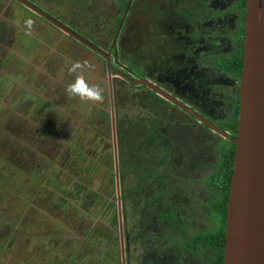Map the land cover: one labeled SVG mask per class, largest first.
Instances as JSON below:
<instances>
[{
	"label": "flooded vegetation",
	"instance_id": "af4514ba",
	"mask_svg": "<svg viewBox=\"0 0 264 264\" xmlns=\"http://www.w3.org/2000/svg\"><path fill=\"white\" fill-rule=\"evenodd\" d=\"M11 1L19 3L25 11L31 13V16L34 14L40 17L19 1ZM26 1L46 12L43 9L45 7L38 0ZM110 1H112L111 13L107 14L105 18L98 17V39L96 38L98 40V47L104 51L109 60L105 56L94 52L104 59L108 88L106 93H103V99L109 98L110 117L105 108L92 103L94 106L93 112L85 118L89 120L88 126H96L95 129L98 128L99 143L104 144L102 146L104 150L103 155L109 151L112 153L114 185L116 182L114 148L117 154L119 191L120 185L124 183L125 178L127 183L128 180L130 182V177L132 179V184L129 186L127 194L132 198H134L132 195H135L137 198L130 199V204L133 207H137L134 216L137 222L132 227L133 230L136 229L139 232L133 238L132 228L124 230V215H122L123 246L125 254L129 252L128 248L131 242L133 243L135 240H140L144 247L145 245L146 247L139 262L136 259V262L131 260L130 255H128V260L126 261L125 258L124 264H205L196 253L183 257L180 232L176 229L170 233L165 227H160L161 225L156 220H151L153 214L150 215L149 211L146 213L140 203L141 198L145 195H151V197H154V201L160 197H169L170 204H174L181 209L179 204H182V202L180 199L184 194L183 192L188 189L186 184L182 186V180L188 178L184 176L192 175L194 178L191 179L195 184H198L201 180L203 185V180L213 171V164L218 160L215 143L221 140L232 142L231 140L234 139L231 130L227 128V122L231 121L234 117L239 92L246 0H123L126 2L124 7L120 5L121 0ZM67 11L65 10L63 14ZM6 14L13 21V29L4 27L5 23L0 22V39L9 38L7 48L4 51L0 48V52L3 51L2 54H4L0 57V70L6 69L5 63L9 68L17 64L16 62L5 60L7 49L12 46V42L16 40V37H18L21 43V38L24 36L25 43H29L34 38V34L39 33L43 35V31L37 28L34 21L31 28V32L34 34L30 33L26 27L24 29L20 27L16 28L18 24L24 23V20L27 18L26 16L19 15L16 12ZM50 16L71 28L69 22H62L60 17V19L57 18V15ZM67 16L70 18L68 12ZM42 19L45 20L44 18ZM136 22L137 28L135 26ZM79 26L85 27L84 24H80ZM76 29L72 30L83 36L81 32L83 33L84 31L79 27ZM101 35L103 37H100ZM67 37L70 36L67 35ZM34 41H36L35 38ZM34 41L32 42L34 43ZM39 43L43 42L40 41ZM139 51L142 54V64L138 61V58L137 63L133 61V57L130 58V56H134ZM122 57L128 62L130 59L129 66L124 65L120 61ZM44 66L38 67V74L42 72V67ZM24 73L25 69H23L21 75ZM1 76L0 89H2V97H10L8 93L14 88L15 84H17L15 89V92L16 90L17 92L12 93L11 95L13 96L18 95L24 88V81H26L22 80L24 77H21L19 80L7 78L6 71H2ZM112 76L118 77L122 83H127L132 88L141 89V94L137 93L136 95V98L140 99V103L137 106L140 108L137 113V117H140V119L135 120L142 121L141 118L143 119L142 128H140L143 131L144 146L134 147L133 145L137 143V139H132L133 144L129 146L127 153V163L125 166L127 168L123 171L119 169L118 156L117 126L120 120L116 119L114 111V109H117V104L115 103L117 98L115 97L114 99L115 90L117 94L119 90L117 89V81ZM124 76L138 80L143 79L146 81V84H134ZM26 90L27 87H25ZM163 94L168 95L189 110L208 120L227 137L225 138L213 128L201 122L197 117L167 99ZM131 100H134L133 97ZM156 124H158V127H156ZM128 126L134 131V125ZM224 126L227 130L223 129ZM109 128L111 136L109 135ZM113 131L115 137L114 143ZM158 131L165 133V136L169 139V141L163 142H170L172 145L170 156L167 159L168 165H166L167 162L165 161L160 162L165 151L152 148V134L157 135ZM201 132H204L206 137H200L199 133ZM107 138L111 140L109 141ZM183 139H185V143H181ZM84 142L82 145L67 146L65 153L63 152L60 158H66L68 166L72 163L78 164L82 158L78 154L86 155L82 150L85 151L88 148V141ZM194 147H196V154L193 156L192 162H190V164L194 165L191 167V170L199 166L196 173L197 175L198 173H203L204 177L201 178L194 176V174L188 173L183 175L181 173L185 170L183 165L187 163L185 160L184 162L182 160V148L187 153L194 149ZM139 154H141L142 159L144 158L143 161L140 160ZM84 160L85 156L82 162ZM134 164L138 165V168H135ZM200 165L202 166L201 169ZM74 176H72V179ZM139 178L143 179L142 183H138ZM46 179L48 177L41 178V182H44ZM185 181L187 180L185 179ZM70 185L71 181L69 182V187ZM70 188L72 189V187ZM190 189L193 193L198 189V185ZM44 190L48 191L47 186H44ZM55 194L57 195L58 193ZM203 194L205 195V192ZM45 196L46 194H44ZM115 197L117 214L116 192ZM39 198H41V203L38 202L39 206L49 207L47 203L49 200L42 199V195ZM67 203H69L68 200ZM71 206L75 208L74 205ZM72 207L69 204H65L66 210L63 209L57 212L65 214V220H67L70 216L69 213H74ZM141 208L142 212H140ZM21 212V218L27 215V211ZM49 212L54 213L56 210L52 206ZM79 212L86 215L82 209H79ZM179 212L181 214V211ZM141 214H146V220H142ZM147 216L150 217L147 219ZM109 224L108 221L98 223V233L101 234L98 238L102 239L103 233H106L105 228L112 229ZM152 226L156 227L153 234L147 231ZM203 226L201 225L199 228ZM117 228L118 233L115 232V234L116 236L118 234L119 242L117 240L116 245L119 247L118 250L121 254L118 214ZM60 229L65 230L64 225H61ZM93 231V236H95L97 232ZM174 234L177 235L178 240L172 239ZM86 244L89 243L86 242ZM107 244L109 246L115 245L113 241H109ZM84 250L86 251V249ZM114 261L118 264L117 260Z\"/></svg>",
	"mask_w": 264,
	"mask_h": 264
},
{
	"label": "rangeland",
	"instance_id": "374dc122",
	"mask_svg": "<svg viewBox=\"0 0 264 264\" xmlns=\"http://www.w3.org/2000/svg\"><path fill=\"white\" fill-rule=\"evenodd\" d=\"M38 1L46 8L43 9L47 13L57 15L69 22L67 12L66 15L59 16L62 11H58L55 4L47 0ZM90 2L94 10L88 15L86 21L90 20L92 14L105 18L111 13L112 1L98 0V6L95 4L96 0ZM15 12L33 19L37 28L43 31V35L30 31L34 34L36 41L33 38L29 43H25L24 36L21 38V43L16 37L12 46L7 49L5 60L17 64L9 68L5 63L6 69L0 70V77H2V71H6L7 78L19 80L24 77L22 80H26L24 88L18 95H11L17 92V90L15 92L17 84L8 93L10 97H2V89H0V264H69L71 262L73 264H113L105 261L99 254L98 257L96 254L93 256V253L90 254L91 251L84 250L86 249L84 244L91 242L93 230L97 232L95 236L98 239V223L107 221L98 216V207H93L86 215L81 214L78 205L80 201L76 203L74 201L76 197H74L72 201L75 202L73 203L75 208L68 203L74 209V213H69L70 216L65 220V214L57 211L66 210L67 201L60 200L55 194H63L68 198L70 194L72 196L75 193V190L69 187V182L72 181V176L76 172L73 171L72 164L68 166L66 158H60L67 146L82 145L84 141H88L87 150L82 152L93 159H98V163L101 161L104 144L99 143L98 128L88 126L89 120L85 117L93 112L92 103L105 108L110 117L109 98L103 99V93H106L108 88L104 59L75 39L67 37L42 18L34 14L31 16V13L25 11L16 1L0 0V22L5 23L4 27L13 29V21L6 13ZM135 26L137 28V22ZM17 27L24 29L25 25L21 23ZM77 27L86 34L88 32L96 36L95 39L98 38V32L94 34L89 32L88 27ZM95 28L98 30V24H95ZM40 41L43 43H39ZM8 43L9 38H1L0 48L4 51ZM2 52L0 57L4 55ZM141 56L139 51L130 58L133 57L136 63L138 58L142 64ZM77 61L84 63L87 67L82 73H70L68 69L71 63ZM120 61L129 66L130 59L128 62L122 57ZM43 65L45 66L42 67V72L38 74V67ZM23 69L25 73L21 75ZM131 73L134 74L132 71ZM77 75H83L90 86L99 90L101 97L99 101L81 100L66 93V86ZM112 78L117 81L119 90L118 94L115 90L114 95V99L117 98L115 101L117 109H114L116 119L128 124L129 119H138L137 113L140 108L137 106L140 99L138 100L136 95L141 94V89L122 83L118 77L112 76ZM25 87H27L26 91ZM132 97L134 100H131ZM109 135L111 136V130ZM199 136L206 137L204 132L199 133ZM107 140L111 139L107 138ZM182 153L187 163L183 165L185 170L181 173L204 177L203 173L198 175L196 173L199 166L191 170L194 165L190 162L196 154V147L187 153L185 150ZM201 167L200 165V169ZM44 177L48 179L42 183L41 178ZM184 177L188 178L182 180V186L186 184L188 189L184 188L185 192L180 201L184 206L187 220L184 222L183 230L186 236H190L206 222L205 216L201 213V200L205 196L203 194L205 187L201 180L195 184L191 179L194 178L192 175ZM52 183H55L57 187H53ZM131 184V177L128 183L125 178L124 183L120 185L119 193L122 215H124V230L132 228L134 238V235L139 232L132 227L137 222L134 218L137 207L122 200V196L128 193ZM92 185L95 190L102 192L101 171H98L97 176H93ZM197 185L198 189L192 193L190 188H195ZM44 186L49 189L47 192ZM115 192L114 185V195ZM44 194H46L45 197ZM40 195L42 199L49 200L47 202L49 207L38 205V202L41 203ZM52 206L56 210L54 213L49 212ZM21 211H27V215L21 218ZM61 225H64L65 230L60 229ZM116 232L118 233V228ZM172 239L178 240L177 235L174 234ZM116 240L119 242L118 234ZM145 247L140 240L131 242L129 252L125 254L126 261L130 255L131 260L136 259L139 262ZM81 249L83 250L80 251ZM114 259L121 264L119 251L114 255Z\"/></svg>",
	"mask_w": 264,
	"mask_h": 264
},
{
	"label": "trees",
	"instance_id": "16d2710c",
	"mask_svg": "<svg viewBox=\"0 0 264 264\" xmlns=\"http://www.w3.org/2000/svg\"><path fill=\"white\" fill-rule=\"evenodd\" d=\"M90 1L91 0H47V2L55 4L58 7V11H62L59 16H62L64 11L68 10L67 12L70 14L69 26L72 29L77 30V26L84 24L85 27H88L89 32L97 33L98 30H96L95 24H98V17L100 18V16L92 14L90 20L86 21L88 15L94 10ZM125 3V1L121 0L120 5H123L122 7H124ZM95 4L98 6V0H96ZM59 8L61 9L59 10ZM57 18L59 17L57 16ZM60 20L67 23L64 19ZM81 34L98 46V38L95 39L96 36H92L88 32L87 34L81 32ZM238 108L239 99L237 98L234 117L231 121L227 122V128L231 130L232 137L234 138L238 125ZM138 119H140V117H138ZM141 120L142 121H138L131 118L128 121L129 124H125L121 121L118 123L117 137L119 145L118 156L120 171L127 168L125 167L127 163V153L129 146L133 144L132 139H137V143H134L133 145L134 147L138 148L139 146H144L143 131L141 129L143 119L141 118ZM128 125H134V131H132ZM156 127H158V124H156ZM223 129L227 130L225 126ZM151 140L153 141L152 148L165 151V154H163L160 162H167L171 153L172 145L170 142H163L169 141V139L165 136V133H161L160 131L157 132V135L153 133ZM182 142L185 143L184 140H182L181 143ZM234 148V144L227 140H221L215 143V151L217 153L218 160L215 164H213V171H211L203 180L205 196L202 197L201 200V212L205 216L206 222L203 227L197 229L190 236H186L183 230L184 222L187 220L185 218V210L182 204H179L182 207L180 209L178 206L170 204L169 197H160L156 201H154V197H151V195H145L141 198V207H144L146 213L149 211L150 215L153 214L151 216V220H156V222L161 225L160 227H165L170 233L176 229L180 232L183 257L196 253L205 264H223L225 215L233 167ZM183 151L184 148H182L181 151L182 156ZM80 155L82 158L79 163H72L73 171H76V173L74 174L75 176L72 179V185L70 186L73 190H75V193L72 196L70 194L68 198H66L63 194H57L56 197H59L60 200L65 202L67 201L66 199H68L70 205L80 201L78 205L85 213H88L93 207H98V216L102 217L104 221L106 219L110 223L109 226L112 229L105 228L104 230H106V233H103L102 239H96V236H92L91 242H87L89 244H86V251H91L90 254L93 253V256L95 254L97 256L98 253L101 257H104L105 261L116 264L114 261V255L116 253L118 254L119 250L116 245L117 240L115 234L117 228V214L116 197L113 194L114 176L112 153L109 151L107 154L102 156V160L100 159L102 163L99 161L102 165L98 164V159H93L92 157L81 153L78 154V156ZM84 156L85 160L82 162ZM139 158L142 161L144 160V158L142 159L141 154H139ZM182 160L184 162L185 159L183 158ZM166 165H168V162ZM134 167L138 168V165L134 164ZM98 171L102 172V192L95 190L92 185L93 176H97ZM51 179L52 178L50 177V180ZM142 182L143 179L139 178L138 183ZM52 185L53 187H57L55 183H52ZM132 196L136 198L135 195ZM74 197H76L74 200L75 202L72 201ZM134 198L127 193L122 196V200L124 199L128 203H130V199L133 200ZM157 201L159 202L156 203ZM198 201L200 202L199 199ZM179 211H181V214ZM140 212H142V208ZM145 215L146 214H141L142 220H146ZM149 217L150 216H147V219ZM155 229L156 227L152 226L151 229L147 231L153 234ZM100 236L101 234L98 233V237ZM109 241H113L115 245L109 246L107 244Z\"/></svg>",
	"mask_w": 264,
	"mask_h": 264
},
{
	"label": "water",
	"instance_id": "95a60500",
	"mask_svg": "<svg viewBox=\"0 0 264 264\" xmlns=\"http://www.w3.org/2000/svg\"><path fill=\"white\" fill-rule=\"evenodd\" d=\"M93 52L108 56L98 46L26 0H17ZM242 67L239 79V108L234 144L233 167L229 185L223 264H264V0H246ZM134 84L141 79L124 76ZM167 99L188 111L201 122L227 137L219 128L181 103ZM115 142L113 131V143ZM115 186L121 263L125 262L122 214L116 149L114 148Z\"/></svg>",
	"mask_w": 264,
	"mask_h": 264
},
{
	"label": "clouds",
	"instance_id": "9594fccd",
	"mask_svg": "<svg viewBox=\"0 0 264 264\" xmlns=\"http://www.w3.org/2000/svg\"><path fill=\"white\" fill-rule=\"evenodd\" d=\"M33 23L31 18H26L24 20V25L29 32L31 31ZM86 67L87 66L82 62H72L68 71L70 73H82ZM65 91L69 96L81 100L99 101L101 99L99 90L90 86L83 75H77L76 78L66 86Z\"/></svg>",
	"mask_w": 264,
	"mask_h": 264
}]
</instances>
